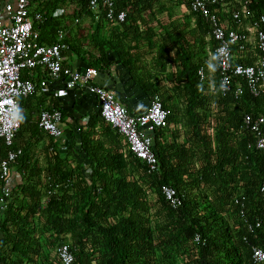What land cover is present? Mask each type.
I'll return each mask as SVG.
<instances>
[{
	"label": "trees",
	"instance_id": "1",
	"mask_svg": "<svg viewBox=\"0 0 264 264\" xmlns=\"http://www.w3.org/2000/svg\"><path fill=\"white\" fill-rule=\"evenodd\" d=\"M155 1L116 0V9L126 10L125 20L120 27L130 24L134 14L148 9ZM86 2L81 0L83 9ZM250 9L254 17L263 14L264 0H251ZM52 20L49 17L44 25L53 27ZM196 21L206 33L202 18L196 15ZM95 23L93 39L98 57L88 65L97 70L107 67L103 48L114 51L122 66L128 70L130 78L151 97L159 96L162 107L168 111V122L171 106L161 99L160 88L156 86V81H149V74H137L134 59L120 39L119 29L112 28L109 38L101 39L98 37L100 22ZM262 28L264 31V24ZM147 43L152 44L149 40ZM168 43L177 46L172 61L178 63L180 68L168 90L184 100L183 112L188 118L186 125L196 136L199 124L196 110L203 106L204 96L200 84L204 78L199 80V66L192 60L193 53L189 48L182 41L170 39L157 52L158 73L164 71L162 59L170 50ZM21 77L24 79L26 75L22 74ZM215 91V96L223 106H234L224 122L233 129L240 126L244 113L264 116L263 93L253 97L243 88L242 95L234 99L231 92L223 95L219 91L217 78ZM35 95L17 100L20 127L14 145L20 146L22 153L15 165H19L17 171L22 183L17 185L14 198L4 212V219L0 221V264H56L48 260L44 245L33 236L37 222L41 234L47 235L48 245L56 247L64 238L68 240L74 264H176L177 257L182 255L188 258L181 264H250L251 246L264 252V199L258 191L264 181V155L246 148L250 140L246 132L240 134L237 142H232V136L222 126L215 136V164L207 163L196 177L190 178V186L199 189L195 196H190L187 194L189 187L181 178L187 170V164L182 165L184 157L181 159L180 148H177L176 158L181 159V162L176 168L169 167L163 160L160 163L155 152L158 171L148 174L145 166L128 152L125 158L116 152V133L101 121L97 110L87 120L86 127L90 131L80 132V149L88 156L92 166L87 180L89 184L86 179L72 183V171L64 168L57 156L53 158L52 164L48 160L46 181L40 184L30 181L33 174L28 172L32 170L31 160L20 140L26 132L39 131L36 118L34 125L31 121L32 111L37 116L39 107L19 112L21 100L27 102L33 99L37 103ZM96 122L103 124L104 142L90 139ZM200 140L207 147L206 140L202 137ZM105 142L108 146H105ZM1 153L3 148L0 143ZM237 157H240L239 161ZM235 160L240 163L238 179L242 183L241 187L234 186L236 175L229 169ZM57 184L60 187L53 191ZM202 184L210 191L209 196L200 189ZM160 185L174 188L181 199L179 207L170 209L165 204L158 191ZM47 191L49 194L46 195ZM148 193H152L157 201L153 215L147 200ZM236 194L243 197L246 221L252 223L255 219L260 220V226L252 233L247 232L246 223L238 216L239 204H234L232 200ZM195 234L202 242L198 246L191 244Z\"/></svg>",
	"mask_w": 264,
	"mask_h": 264
},
{
	"label": "built area",
	"instance_id": "2",
	"mask_svg": "<svg viewBox=\"0 0 264 264\" xmlns=\"http://www.w3.org/2000/svg\"><path fill=\"white\" fill-rule=\"evenodd\" d=\"M51 0H1L0 1V182L3 195L7 196V186L11 169L22 150L14 145L16 132L20 127L17 100L44 91L48 83L63 82L64 90H83L97 102L101 121L108 125L122 140L123 145L133 158L140 161L146 173L158 171V161L153 147V134L167 127L168 111L162 107L158 95L150 98L145 110L132 115L110 92L95 82L97 70L91 66L71 69L63 64L69 47L64 41L65 30L58 27L51 41H41V28L47 19L59 18L64 14L61 8L51 12L34 10L36 6ZM116 0H87L85 9L81 0H66L73 5L76 13L86 11L101 25L115 26L124 22L126 10L116 9ZM251 0H189L188 11L202 18L207 36L213 41L212 50L217 72L218 88L224 95L231 92L234 99L240 97L243 88L257 97L264 92V13L254 17L250 9ZM233 10L229 11L228 7ZM228 13V19L220 15ZM248 22L253 36V56L249 64L234 62L233 51L244 53L248 38L229 26L230 22ZM73 19V23H77ZM41 70L42 78L33 81L32 72ZM27 75L22 78L21 75ZM199 80L203 78L202 68L197 69ZM231 87L232 90H231ZM55 94L61 92L56 90ZM62 112L58 108L40 107L36 116L37 129L48 139L56 141L62 136ZM239 130L250 136L246 148L264 155V116L244 113L240 119ZM60 187L54 186L53 191ZM159 194L170 209L181 205V199L174 188L167 185L158 187ZM259 194L264 199V181L260 184ZM49 192H46V195ZM239 204L238 216L246 223V230L252 233L260 226V220L246 221L243 210V197L236 194L232 198ZM195 234L191 239L193 246L201 244ZM58 264H74V256L66 238L55 248ZM250 264H264V252L250 247Z\"/></svg>",
	"mask_w": 264,
	"mask_h": 264
},
{
	"label": "crops",
	"instance_id": "3",
	"mask_svg": "<svg viewBox=\"0 0 264 264\" xmlns=\"http://www.w3.org/2000/svg\"><path fill=\"white\" fill-rule=\"evenodd\" d=\"M65 2L66 0H51L36 6L34 10L51 12L56 8H61L64 11V14L59 18H51L53 19L51 22L53 27L44 25L41 28V39H43L42 42L48 43L50 34L58 27H63L66 32L64 41L69 47L63 64L71 69L79 70L89 66V62L98 57V50L93 39L94 27L97 23L90 13L86 11L76 13L73 5L70 2ZM188 2L189 0H157L148 9L142 10L138 15L134 14L131 23H127L123 27H120V24L112 27L100 24L98 37L108 39L111 29L118 28L125 49L134 59L137 74H149V81H156V86L160 88L161 99L166 100L165 104L171 106L172 111L167 127L153 134L154 150L158 155L159 162L161 163V160L166 161L167 165L172 168H176L178 162H181L184 157L182 165L187 164V170L181 178L189 187L187 194L195 196L199 189L190 186V178L196 177V174L204 169L207 163L215 164V136L222 129V126H225V131L232 136V142H237L242 133L239 127L233 129L224 124L234 106L232 104L223 106L219 98L215 96L217 75L212 54L214 43L203 32V27H198L196 15L188 11ZM228 10H233V7L229 6ZM228 17V13L220 15L222 20L228 19ZM73 19H77L78 22L73 23ZM229 26L248 38L247 49L244 53L233 51L234 62L251 63L253 36L248 29V22L243 20L237 23L230 22ZM169 39L182 41L183 45L187 46L193 53L192 60L202 68L204 80L201 82L200 88L204 99L202 108L196 110V116L199 119L198 135L196 136L193 135V130L186 125L188 118L183 112L184 100L174 96L171 92L165 95L168 89L172 87V81L180 69L179 64L172 61L174 59L173 52L177 48L176 45L167 44L170 50L162 59V62L165 63L164 71L158 73L156 69L157 52L161 45H166ZM148 40L152 44L148 45ZM103 52L107 67H102L101 70L95 68L98 72L95 82L105 90L110 91L130 114L142 113L151 96L130 78L128 70L122 66L114 51L104 47ZM27 77L37 81L42 78V72L36 69L32 72V77ZM170 78H172L171 81ZM56 90L61 93L55 94ZM35 96L37 103L33 99L27 102L21 100L19 112L22 113L28 108L35 109L36 107L58 108L62 112V136L55 141L57 152L62 153L67 149L65 153L69 154L68 158L72 161L71 168L81 169L84 174L89 176L92 166L88 156L80 149V132L90 131L86 127L87 120L98 110L94 97L83 90H64L62 81L48 83L46 89L39 91ZM71 110L74 114L70 115ZM63 116H67L70 121L67 123L66 119L63 120ZM91 132L93 133L90 137L91 140L106 141L101 122H96ZM115 136L117 140L116 152L125 158L126 149L123 142L117 134ZM200 137L206 140L207 147H204ZM107 144L105 142V146H108ZM177 148L181 150L180 160L176 158ZM236 160L239 161L240 157H237ZM236 160L229 169L236 175L234 186L241 187L242 183L238 179V173L241 172L240 163ZM71 168L69 169L72 170ZM15 177L16 185L20 184L21 178L17 170L12 179L14 180ZM87 184H89L88 181ZM199 187L206 196L210 195L206 185L202 184Z\"/></svg>",
	"mask_w": 264,
	"mask_h": 264
},
{
	"label": "rangeland",
	"instance_id": "4",
	"mask_svg": "<svg viewBox=\"0 0 264 264\" xmlns=\"http://www.w3.org/2000/svg\"><path fill=\"white\" fill-rule=\"evenodd\" d=\"M168 92L169 90L165 93V95ZM72 111L73 110H71L70 115L74 114ZM32 112L33 113H31V116H32L31 121L33 122L32 124L34 125L36 113L34 111ZM64 119L67 120V123L68 121H70V119H68L67 116H63V120ZM20 140L23 142L24 148H26L27 154L29 155L30 160H31L30 164H31L32 170L28 172H32L33 174H31L32 176L30 178V181L44 184L46 181V176H47L48 160H50L52 164L54 160L53 158L56 156L57 158H59V160L61 161V165L64 168L69 169L72 167L71 166L72 161L70 158H68L69 154L65 153L67 152V149L66 151L62 153H58L57 146L55 145V141L53 140L50 141L39 131L37 132L36 130V133L26 132L23 134V137H21ZM18 167L19 165L17 164L11 169L10 178L7 183V186L9 188L7 196L3 195V190H2L3 183L0 182V221L4 219V212L7 209L8 204L11 202V200H13L14 193L17 191V188H16L17 185L15 183L17 180L15 177L14 178L15 181H14L12 179V176L15 175V172L18 169ZM71 171L73 174L72 183H74L76 180L77 181L82 180V179H86V181L88 180V175L86 173L84 174V172L81 169H76L74 167V169H72ZM26 174L27 172L25 171V175ZM20 183H22V181ZM147 200L149 201L150 206H151L150 213L153 215L156 212V207H155L157 205L156 197L152 193H148ZM155 218H158V216H156ZM156 221H159V220L156 219ZM41 233L42 231L40 230L39 223L37 222V225L35 224L33 236L34 238L36 237L37 240H40L41 243L44 245L43 246L44 253L48 255V258H49L48 260L55 262L57 264L58 262L55 256L56 247L54 245L52 246L50 244L48 245L46 241L47 235L45 233L42 235ZM0 238H1V233H0ZM187 258L188 257H186L185 255L177 257L176 264H181V262ZM5 262H8V261H5Z\"/></svg>",
	"mask_w": 264,
	"mask_h": 264
}]
</instances>
